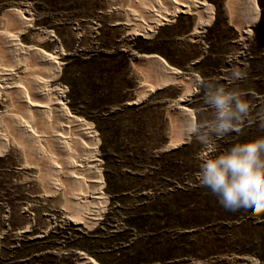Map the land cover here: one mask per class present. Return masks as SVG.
<instances>
[{
	"label": "rangeland",
	"instance_id": "rangeland-1",
	"mask_svg": "<svg viewBox=\"0 0 264 264\" xmlns=\"http://www.w3.org/2000/svg\"><path fill=\"white\" fill-rule=\"evenodd\" d=\"M164 1L0 0V68L12 71L0 83L15 86L0 93V264H264V214L225 210L196 179L203 146L195 137L173 145L188 120L182 109L202 134L213 118L202 81L240 90L251 105L239 132L210 136V155L264 136V0H254L253 22L247 0H205L211 19L198 32L196 15L177 11L144 34L146 6L163 11ZM158 52L176 79L144 61ZM234 67L246 77L230 83ZM38 79L62 91L47 92ZM18 86L35 103L59 99L92 130L103 199L92 223L56 190L70 191L67 156L46 136L65 129L57 111L29 112L16 101ZM17 116L34 126L35 140L10 136Z\"/></svg>",
	"mask_w": 264,
	"mask_h": 264
},
{
	"label": "bare ground",
	"instance_id": "bare-ground-1",
	"mask_svg": "<svg viewBox=\"0 0 264 264\" xmlns=\"http://www.w3.org/2000/svg\"><path fill=\"white\" fill-rule=\"evenodd\" d=\"M165 2L168 3V7H170V8H168L166 6L168 9L164 8V10L166 9L165 11L163 9H162L163 11H161V10H159L160 8L157 9L156 6H152L150 4L148 6H146L147 10L149 11L148 13L151 15H150V18L146 22H143L144 24H141L140 31H142L146 35H151L154 32L153 29H154L155 25L160 24L163 21H169L171 19V17L174 15V13L177 11H181V12L188 13L191 15H193V14L196 15V17H197L196 18L197 19L196 25L198 28L195 27L194 29H196L197 32L204 25L208 24L210 19H211V8L205 2V0H165L164 3ZM247 2L249 3L250 13H251V15H250L251 17H250L249 22H253V21H255L256 16H257L256 5L254 3V0H247ZM145 11H146V9H145ZM15 13L17 15H19L20 19H22L24 22H26V21L28 22V19L24 18L20 14V12L18 13V11H15ZM10 37L13 40V43H14L13 46H15L18 50L20 49L19 51H22L23 49L21 48L17 37L16 36H10ZM18 50H16V51L18 52ZM24 50L34 53L35 56H36V54H38L41 58L48 60V61L50 60L51 63L52 62L55 63V60L53 59V57L49 56L47 53H45L43 51L36 50V48H34V47H29V48L24 49ZM35 59H36V57H35ZM145 60L149 61V63L156 61L164 69V71L167 72L168 76H170V77L172 76L173 79H176V77L178 76L176 71L172 68H169L160 57L146 56L144 58V61ZM56 68H57V66L55 65V69L53 70V75L56 74ZM52 69H53V67H52ZM7 73L12 74V71L9 69L0 68V76L7 74ZM40 79H42V78H40ZM165 80H166V78H165ZM39 81L40 80L38 79V81H36V82H39ZM39 83H43L42 89L46 90L47 92L62 91L58 87H55L54 90H52L53 88L52 89L50 88V90H49L46 82L40 81ZM196 84H197V79L193 81V85H196ZM13 87H15V86H13L12 84H8V82L6 83V82L2 81L0 83V93L3 92L7 95H10ZM151 88L152 87H150V89ZM17 91H16V93H17L16 101L19 104L24 105L26 108H28L29 112L43 113L44 115L50 116L51 111H54V110L57 111V114L54 113L55 111L53 113L58 116V118L60 119V121H58V122H61L60 126L64 127L65 129L64 130L57 129V132H52V133L51 132L47 133L48 132L47 131L46 136H49L51 138L52 142L56 145V148L57 147L60 148L62 150V152L67 156V159L64 162V167L66 170H68L66 178H67V183H69L68 188L70 189V191H68L67 188L64 189V187H62L61 185L56 187V190L61 189L63 192L64 198H66V200L68 202H70V201L74 202L75 204H78L82 208H84L83 209L84 212L81 210L82 212H81L80 216H78L79 219H81L82 221H84L87 224L92 223L97 218V216L99 215L100 208L103 204V199L99 194V187H100V183H101L100 173H99V170L97 168H93V164H94L95 159L93 158L92 155L95 152L96 141L93 137L92 130L90 129V127L88 126L87 123L83 122L81 119H79L77 117L70 115L66 106L59 99H53V101H52L51 100L52 98L49 97V96H51V94L48 95V98L49 99L51 98L50 102H47L45 104H40V103L32 102L26 94H24V95L22 94L23 95L22 96L21 95V89L19 86H18ZM43 93H44V95L46 94L45 92H43ZM42 100H40L41 103H42ZM182 110H183L182 112H184V115L187 116L188 120L189 119L193 120V116H192L191 111L186 110V109H182ZM51 119L53 120L54 118H51ZM55 120L57 121V119H55ZM12 124H13V126L11 127L12 129L10 131V136L13 139L16 138L17 133H20V134L23 133V134H25L26 137L28 136L27 138H30L32 140H35V138L38 137V133L33 128L34 126L32 127L27 122H25V119L22 116H19V117L17 116V118L14 120V122ZM52 124H54V123H52ZM41 133H42V131H41ZM43 134H44V132H43ZM0 139L2 140L1 143L3 145L7 141V138L4 136H0ZM181 140L182 139H180L179 137L176 138L173 141V145L177 144ZM37 147H38V150L41 149V146L38 145ZM76 151L80 154L78 156V158L80 157V160L75 159V155L77 153ZM77 161H80V163H78ZM58 168H59V170L57 169V171H61V172L63 171V168L62 169H61V167H58ZM82 171H84V173L85 172L87 173V175H88L87 179L84 178V176L80 175V173ZM78 172H79V174H77ZM64 182H66V181H64ZM67 183H66V185H67ZM88 187L90 188V190L88 189ZM85 261L88 264H97L96 262H94L90 258H85Z\"/></svg>",
	"mask_w": 264,
	"mask_h": 264
},
{
	"label": "clouds",
	"instance_id": "clouds-1",
	"mask_svg": "<svg viewBox=\"0 0 264 264\" xmlns=\"http://www.w3.org/2000/svg\"><path fill=\"white\" fill-rule=\"evenodd\" d=\"M246 73L232 68L230 83L245 79ZM204 103L209 106L213 118L201 133L195 120H187L181 139L191 142L192 137L203 146L196 179L208 189L219 204L228 211L241 209L264 214V136L232 144L219 155L210 136L223 138L231 132H239L240 125L250 116L251 105L244 93L216 81H202ZM264 127V110L258 113Z\"/></svg>",
	"mask_w": 264,
	"mask_h": 264
},
{
	"label": "crops",
	"instance_id": "crops-1",
	"mask_svg": "<svg viewBox=\"0 0 264 264\" xmlns=\"http://www.w3.org/2000/svg\"><path fill=\"white\" fill-rule=\"evenodd\" d=\"M170 21H164L163 23H160V24H157L156 26H155V28L158 26V25H161V24H164V23H169ZM171 23V22H170ZM155 28H154V31H155ZM159 54L160 55H162L163 57H165L164 56V54L163 53H161V52H158V55L156 54V55H150V56H157V57H160L163 61H164V63L169 67V68H172V69H174L175 71H176V73L178 74L179 73V71L176 69V68H173V67H171L170 65H168L167 64V62L161 57V56H159ZM154 64H156V66H157V68H160L161 70H164L156 61L155 62H153ZM170 63V62H169ZM168 75V74H167ZM166 77V76H165ZM163 79V78H162Z\"/></svg>",
	"mask_w": 264,
	"mask_h": 264
}]
</instances>
